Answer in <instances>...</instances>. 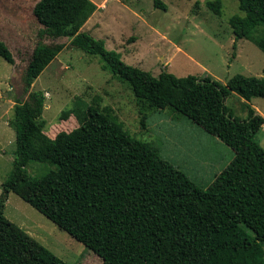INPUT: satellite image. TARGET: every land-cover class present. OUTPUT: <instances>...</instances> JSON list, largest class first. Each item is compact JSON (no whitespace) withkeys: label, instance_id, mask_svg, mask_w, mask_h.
Instances as JSON below:
<instances>
[{"label":"trees","instance_id":"trees-1","mask_svg":"<svg viewBox=\"0 0 264 264\" xmlns=\"http://www.w3.org/2000/svg\"><path fill=\"white\" fill-rule=\"evenodd\" d=\"M239 3L245 14L229 19L236 40L250 39L264 52V0ZM207 6L222 13L221 0ZM96 9L92 0H39L34 7L42 28L21 75L27 97L16 102L10 122L16 149L0 194V264H68L5 216L10 193L84 243L102 264H264V147L256 137L264 116L249 106L246 119L234 117L226 104L232 92L246 100L264 97V77L237 74L223 84L166 69L155 76L81 31ZM46 36L67 37L73 47L100 55L104 67L130 84L141 110L171 108L187 116L234 149L232 162L201 188L97 99L76 111V128L48 136L45 93L31 88L66 45L45 43ZM0 56L15 64L1 40ZM147 117L144 111L143 121ZM32 161L55 167L31 176Z\"/></svg>","mask_w":264,"mask_h":264},{"label":"rangeland","instance_id":"rangeland-1","mask_svg":"<svg viewBox=\"0 0 264 264\" xmlns=\"http://www.w3.org/2000/svg\"><path fill=\"white\" fill-rule=\"evenodd\" d=\"M38 1L0 0V40L15 59L12 64L0 56V194L14 165L16 132L10 125L14 106L27 97L23 96L21 75L42 28L33 12ZM92 1L99 4L103 0ZM207 1L108 0L107 8L96 12L84 31L103 39L126 63L155 76L166 69L177 76L209 75L223 84L237 74L264 77V52L250 39L236 40L229 23L233 15L245 14L239 0H221L220 15ZM95 20L99 26L92 28ZM43 41L66 45L31 88L45 93L42 119L48 136L54 138L60 131L76 128V111L97 99L102 108L113 110L132 136L157 147L201 188L232 162L234 149L187 116L171 108L141 110L130 84L104 67L100 55L73 47L67 37L46 36ZM226 104L234 117L246 119L249 106L264 116V97L246 100L232 92ZM144 111L148 117L143 121ZM256 137L264 147V128ZM52 167L32 161L27 171L40 176ZM4 214L68 264L103 263L98 254L15 193H10Z\"/></svg>","mask_w":264,"mask_h":264},{"label":"crops","instance_id":"crops-1","mask_svg":"<svg viewBox=\"0 0 264 264\" xmlns=\"http://www.w3.org/2000/svg\"><path fill=\"white\" fill-rule=\"evenodd\" d=\"M94 2V1H93ZM107 2H108V0H103L101 3H99V4H97V3H95L96 5H97V9L95 10V12L89 17V19L86 21V23L82 26V28H81V31H84V27L85 26H87V25H89V23L92 21V19H93V17L95 16V13L96 12H98L99 10H103V9H106L107 7H106V4H107ZM94 26H99V22L97 21V20H95L94 21V23L92 24V28L94 27Z\"/></svg>","mask_w":264,"mask_h":264},{"label":"water","instance_id":"water-1","mask_svg":"<svg viewBox=\"0 0 264 264\" xmlns=\"http://www.w3.org/2000/svg\"><path fill=\"white\" fill-rule=\"evenodd\" d=\"M35 7V6H34ZM34 10V9H33Z\"/></svg>","mask_w":264,"mask_h":264}]
</instances>
